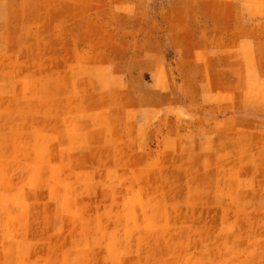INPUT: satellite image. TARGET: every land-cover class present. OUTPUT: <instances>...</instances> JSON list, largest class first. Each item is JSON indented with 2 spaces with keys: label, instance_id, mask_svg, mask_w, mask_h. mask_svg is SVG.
Returning <instances> with one entry per match:
<instances>
[{
  "label": "rangeland",
  "instance_id": "rangeland-1",
  "mask_svg": "<svg viewBox=\"0 0 264 264\" xmlns=\"http://www.w3.org/2000/svg\"><path fill=\"white\" fill-rule=\"evenodd\" d=\"M0 264H264V0H0Z\"/></svg>",
  "mask_w": 264,
  "mask_h": 264
},
{
  "label": "crops",
  "instance_id": "crops-1",
  "mask_svg": "<svg viewBox=\"0 0 264 264\" xmlns=\"http://www.w3.org/2000/svg\"><path fill=\"white\" fill-rule=\"evenodd\" d=\"M167 9H164V12L166 11Z\"/></svg>",
  "mask_w": 264,
  "mask_h": 264
}]
</instances>
